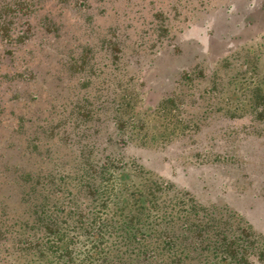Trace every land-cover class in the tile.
I'll return each instance as SVG.
<instances>
[{
  "label": "rangeland",
  "instance_id": "obj_1",
  "mask_svg": "<svg viewBox=\"0 0 264 264\" xmlns=\"http://www.w3.org/2000/svg\"><path fill=\"white\" fill-rule=\"evenodd\" d=\"M88 3L74 9L45 2L38 13L51 16L58 33L37 27L34 40L13 49L11 60L0 43V73L10 63L16 71L35 74L11 84L19 96L15 103L8 100L2 123L14 125L21 114L25 120L16 135L10 127L1 129L0 169L7 160L56 179L71 170V140L77 146L82 142L92 148V158L110 157L111 167L122 166L101 181L88 220L127 218L136 212L132 193L146 184L154 205L143 208L140 220H157L161 212L176 215L192 197L207 209L231 210L236 220L249 224L256 244H264V123L246 114L251 89L264 84V0ZM160 24L163 30H156ZM112 28L122 37L125 33L126 46L116 61L103 54L97 39ZM83 45L97 51L84 71L71 73L68 56ZM188 68L195 73L178 81ZM4 84L0 99L12 95ZM76 103L88 113H80L73 125L69 118ZM28 140L37 144L35 150ZM10 141L17 148L6 146ZM4 193L10 206L15 193ZM112 234L119 238L121 230ZM0 264L59 262L48 249L0 248Z\"/></svg>",
  "mask_w": 264,
  "mask_h": 264
},
{
  "label": "trees",
  "instance_id": "obj_2",
  "mask_svg": "<svg viewBox=\"0 0 264 264\" xmlns=\"http://www.w3.org/2000/svg\"><path fill=\"white\" fill-rule=\"evenodd\" d=\"M47 1L0 0V43L2 51L11 55L10 60L14 56L13 49L34 40L36 30L43 29L54 35L58 33V24L51 16L46 12L38 13ZM54 1L61 5L70 4L74 9L89 6L88 0ZM161 29V24L156 27V30ZM122 35L112 28L108 35L97 38L99 49L111 61H116L124 52L125 33ZM91 49V45H83L76 54L68 56L67 68L71 73L84 71L88 59L97 51ZM5 64L8 69L0 73V84L5 82L12 95L0 99V115L8 100L15 103L19 96L11 84L35 75L31 71H16L10 63ZM190 73H195V70L183 69L178 81L189 77ZM251 91L246 114L264 123V84L254 85ZM76 107L75 115L69 118L73 125L80 113H88L85 108L78 110V103ZM73 110L70 108L69 113ZM227 111L229 116L239 115L233 110ZM7 112L15 116L14 109ZM5 119L0 116V131L7 126L13 135L18 133L25 120L21 114L15 117L14 125L13 121L4 125L2 121ZM118 123L119 120L116 125ZM79 144L75 145L73 140L69 143L74 149L71 170L59 174L56 179L54 174L33 173L20 169L16 163L4 161L0 169V187H3L0 193V248L39 253L48 249L57 254L59 264H210L211 261L215 264H254L256 260L264 264V244L257 245L249 224L236 220L234 213L227 208L219 213L199 205L190 197L184 202L183 211L176 215L161 212L155 215L157 220H140L143 208L152 204L150 185L144 184L134 190L132 201L136 212L127 218L118 221L88 220V206L101 195V181L111 175V168L122 166L111 167L110 157L92 158V148H84L82 142ZM26 145L30 150L37 148L32 140H28ZM6 146L14 148L16 145L10 141ZM9 187H12L11 191ZM4 190L15 193V201L10 206L4 201L9 196ZM199 210L205 211L199 213ZM115 229L121 230L119 238L112 234ZM79 255V261H74L73 256Z\"/></svg>",
  "mask_w": 264,
  "mask_h": 264
}]
</instances>
